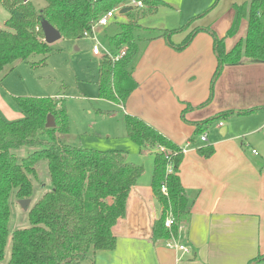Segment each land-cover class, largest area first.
Wrapping results in <instances>:
<instances>
[{
    "label": "trees",
    "instance_id": "obj_1",
    "mask_svg": "<svg viewBox=\"0 0 264 264\" xmlns=\"http://www.w3.org/2000/svg\"><path fill=\"white\" fill-rule=\"evenodd\" d=\"M44 2V7L37 11L31 0H0V7L9 14L4 28L0 29V82L15 64L27 61L32 55H44L33 66L45 64L49 45L44 42L42 20L53 26L61 38L78 40L105 12L140 2L142 7L131 6L124 22H113L115 33L107 37L113 52L123 49L125 55L113 65L102 58L99 65V99L124 106L137 88L133 77L137 42L142 38L141 31L146 30L140 20L156 14L165 3L160 0ZM233 10V23L226 37L237 33L241 20L247 22V34L229 52L225 51L224 39L213 34L217 67L212 84L226 66L239 65L242 61L264 63V0H250L234 6ZM202 16L173 31L147 29L154 33L149 41L163 38L175 50H183L199 29L193 30L179 46L171 44V36L186 30ZM14 103L23 114L22 119L7 121L0 114V264H81L98 251L113 250L116 245L113 227L125 216L129 192L143 174V168L129 162L120 151L101 152L66 143L63 136L68 133L69 120L63 100L14 97ZM247 113H219L196 123L192 141L217 121ZM48 116L54 120L52 129L45 127ZM124 119L127 138L154 157L152 188L162 215L153 224L152 240L176 239L192 204L178 177L182 147L135 117ZM21 151L26 154L19 157ZM212 153L211 148L198 150L205 158ZM41 161L45 163L51 189L28 210L26 227L11 232V202L32 198L35 183L39 182L37 164ZM162 186L166 187L167 195L162 194ZM169 214L175 224L166 229L164 221ZM9 238V255L5 258ZM263 259L264 255L250 264Z\"/></svg>",
    "mask_w": 264,
    "mask_h": 264
},
{
    "label": "crops",
    "instance_id": "obj_2",
    "mask_svg": "<svg viewBox=\"0 0 264 264\" xmlns=\"http://www.w3.org/2000/svg\"><path fill=\"white\" fill-rule=\"evenodd\" d=\"M192 1L198 4L187 21L203 16L170 38L171 44L179 46L199 29L188 46L175 50L166 39L142 37L133 70L137 88L124 106L110 102L124 118L145 122L176 146L189 145L178 177L192 204L175 239L188 253L170 247L171 240H152L153 224L162 215L152 188V161L129 192L125 216L113 227L115 248L96 252L87 264H250L264 255V63L226 66L212 84L217 67L213 34L224 39L226 52L244 39L246 20L240 21L234 36L226 34L234 6L250 0ZM225 112L249 113L219 120L192 141L196 123ZM0 114L7 121L22 118L1 95ZM203 135L205 141L200 139ZM204 148L213 149L210 157L198 154ZM253 264H264V259Z\"/></svg>",
    "mask_w": 264,
    "mask_h": 264
},
{
    "label": "rangeland",
    "instance_id": "obj_3",
    "mask_svg": "<svg viewBox=\"0 0 264 264\" xmlns=\"http://www.w3.org/2000/svg\"><path fill=\"white\" fill-rule=\"evenodd\" d=\"M31 1L37 11L45 5L44 0ZM162 1L166 2L167 6H162L156 15L141 19L140 24L143 27L169 30L181 28L188 23L187 20L190 18L188 14L198 4L192 0ZM123 16H117L110 23L124 22L126 18ZM7 18V11L0 7V29L4 28ZM111 24L109 30L106 31L108 27L98 28L95 33L101 48L107 51L111 49L107 37L112 36L116 30V26ZM149 36H154V33L147 29L141 31L139 35L140 38ZM94 45L95 42L90 37L78 40L61 38L55 41L49 45L45 64L33 66L44 58L43 54L32 55L27 61L15 64L0 82V95L10 110L21 114L22 118L23 114L14 103V97L63 100L69 120L66 143L101 152L120 151L126 154L129 162L147 170L154 161L153 155L145 157L141 153L143 150L127 138L123 113L109 101L98 98L96 78L101 56L93 57ZM25 154V151H21L19 157ZM37 175L39 182L35 183L28 210L51 189L46 166L42 161L37 164ZM28 210L23 211L16 200L11 202V232L26 227ZM9 247L10 238L5 258H8ZM81 264H87V261Z\"/></svg>",
    "mask_w": 264,
    "mask_h": 264
},
{
    "label": "built area",
    "instance_id": "obj_4",
    "mask_svg": "<svg viewBox=\"0 0 264 264\" xmlns=\"http://www.w3.org/2000/svg\"><path fill=\"white\" fill-rule=\"evenodd\" d=\"M130 6L142 7V4L140 2H132L130 4ZM121 9L122 8L119 7L117 9H113V10H110L108 12H105L94 24L91 25L90 29L85 31L82 35L83 38H89L90 37L94 40L95 45L92 48V55L97 56V57L101 56L102 58L109 60L112 65L115 64L116 62H118L125 55V51L122 49V50L114 53L112 50L107 51V50L101 48L99 42L97 41V39L95 37V33H96V30L98 28L106 27L107 25H109L110 21L115 19L117 16H120L119 11ZM205 138H206L205 135H203V136H201L200 139H201V141H205ZM188 146L189 145H187L181 149L182 154H184L186 152ZM159 151L164 153V154L166 153V150L163 148H159ZM252 152L254 154H256L255 151H252ZM168 171H171L170 166L168 167ZM161 192H162V194L167 195V190H166L165 186H162ZM174 224H175V221L172 218V216L169 214L164 221V227L166 229H171L174 226ZM170 242H171V244H169L170 247L175 248L177 251L181 252L182 254L188 253V249L181 244L175 243V239H172Z\"/></svg>",
    "mask_w": 264,
    "mask_h": 264
},
{
    "label": "water",
    "instance_id": "obj_5",
    "mask_svg": "<svg viewBox=\"0 0 264 264\" xmlns=\"http://www.w3.org/2000/svg\"><path fill=\"white\" fill-rule=\"evenodd\" d=\"M23 1L28 2L29 0H23ZM131 10H132L131 6L122 8L119 11V15H125L126 13L130 12ZM40 26H41V30H42V33L44 36V42L47 45H51L55 41L61 39L60 33L53 26H51L47 21L42 20ZM45 127L47 129H52L55 127L54 120H53L52 116L47 117ZM30 203H31V201L29 199L18 201V205L21 207V209L23 211L28 210Z\"/></svg>",
    "mask_w": 264,
    "mask_h": 264
}]
</instances>
